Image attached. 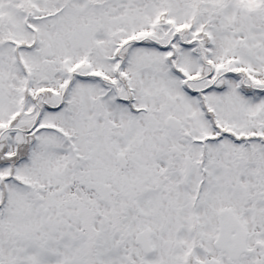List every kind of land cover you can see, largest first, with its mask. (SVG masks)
<instances>
[{
	"label": "snow or ice",
	"instance_id": "6c2138e0",
	"mask_svg": "<svg viewBox=\"0 0 264 264\" xmlns=\"http://www.w3.org/2000/svg\"><path fill=\"white\" fill-rule=\"evenodd\" d=\"M0 264H264V0H0Z\"/></svg>",
	"mask_w": 264,
	"mask_h": 264
}]
</instances>
